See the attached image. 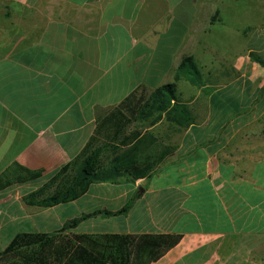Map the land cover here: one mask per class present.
Segmentation results:
<instances>
[{"label": "crops", "instance_id": "1", "mask_svg": "<svg viewBox=\"0 0 264 264\" xmlns=\"http://www.w3.org/2000/svg\"><path fill=\"white\" fill-rule=\"evenodd\" d=\"M5 1L0 251L18 234H54L99 212L70 232L180 236L151 264H264V66L251 58L264 62V46L243 41L264 36V17L220 31L219 45L211 25L225 24L239 0ZM246 8L238 18H254ZM185 57L200 84L187 65L179 70ZM167 84L179 109L172 118L182 112L190 123L162 113L124 131L139 132L130 154L155 163L148 176L123 173L49 208L24 203L79 156L100 118L133 91L148 97ZM111 144L123 148L120 138Z\"/></svg>", "mask_w": 264, "mask_h": 264}, {"label": "trees", "instance_id": "2", "mask_svg": "<svg viewBox=\"0 0 264 264\" xmlns=\"http://www.w3.org/2000/svg\"><path fill=\"white\" fill-rule=\"evenodd\" d=\"M254 61L264 66L255 54ZM189 64L192 80L200 84L199 73L189 57L183 58L179 70ZM176 99L175 86L164 85L146 97L136 90L129 94L117 108L100 118L93 136L89 139L79 156L63 166L46 184L33 193L23 197L27 206L49 208L58 204L75 201L93 183L115 182L126 173L131 181L149 175L152 166L138 165L130 152L139 142L132 140L139 136L138 131L125 135V129L133 122L146 121L155 114L165 117L181 127L190 123V118L180 112L179 119L172 113L179 109L171 106ZM102 140H101V139ZM117 138L121 147L112 146ZM111 160L105 164V158ZM144 164V163H142ZM117 175H111L108 168ZM128 206L117 212H102L106 216L120 215ZM97 213L66 222L54 234L23 233L16 235L0 251V264H151L159 260L167 251L175 247L178 235H119V234H75L70 231L82 220Z\"/></svg>", "mask_w": 264, "mask_h": 264}, {"label": "rangeland", "instance_id": "3", "mask_svg": "<svg viewBox=\"0 0 264 264\" xmlns=\"http://www.w3.org/2000/svg\"><path fill=\"white\" fill-rule=\"evenodd\" d=\"M6 4H8L7 1L5 0H0V24H2V22H7L10 21V19H8V17H6ZM237 5V4H236ZM238 9L235 10H229L228 12H223L222 16L223 17H227V21L225 24H220V23H216V24H212L211 28H213L212 32H216L215 36H213V38L218 42L219 45L223 44V40L225 38L221 37L220 35V31L222 32H227V31H232L234 29L235 26H239V25H243L248 22H251L253 25L256 24V17H264V0H239L238 2ZM240 6V8H239ZM246 8V10H248L254 18L251 19H241L238 18V16H240L241 11L239 9L241 8ZM237 8V7H236ZM228 26V27H227ZM203 35V34H202ZM223 35V34H222ZM245 45H247L248 47H261L264 46V36H253V35H248L245 40H243ZM240 43V40H239ZM264 56V54H263ZM188 66L189 71L193 72L192 68L189 66V64H186Z\"/></svg>", "mask_w": 264, "mask_h": 264}]
</instances>
